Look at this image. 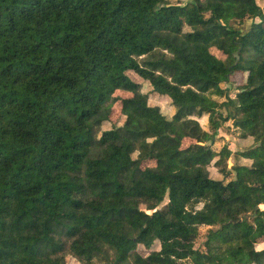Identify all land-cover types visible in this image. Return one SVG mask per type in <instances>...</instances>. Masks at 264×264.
Listing matches in <instances>:
<instances>
[{"label":"trees","instance_id":"1","mask_svg":"<svg viewBox=\"0 0 264 264\" xmlns=\"http://www.w3.org/2000/svg\"><path fill=\"white\" fill-rule=\"evenodd\" d=\"M127 72L170 99L169 119ZM118 101L123 123L102 130ZM230 120L250 165L212 149ZM262 239L264 8L0 0V264H264Z\"/></svg>","mask_w":264,"mask_h":264},{"label":"rangeland","instance_id":"2","mask_svg":"<svg viewBox=\"0 0 264 264\" xmlns=\"http://www.w3.org/2000/svg\"><path fill=\"white\" fill-rule=\"evenodd\" d=\"M189 0H169L170 4L172 5H184ZM256 3L261 7L264 8V0H255ZM250 25V22H247L243 28H248ZM128 77L133 80L135 83L141 85L142 92L147 93L148 95V104L149 106H156L160 109L161 113L169 119L173 113L174 109L172 107V104L170 102V99H168L165 96H161L158 94H155L152 92L151 86L147 81H144L143 79L139 78L137 75H135L132 72H127ZM246 74L243 76L239 73H233L229 76L227 82H223L220 84V87L222 89L227 90V94L230 98H234L238 87L242 84V82L245 80ZM119 98L124 99L127 97H130L131 93L125 92V91H117L115 93ZM223 99H219V101H222ZM192 117L200 123L201 127L204 130L209 129V123H208V116L203 115L201 117H198L196 115H192ZM124 118L121 115V103L120 101L116 102L112 107V113L110 116V119L107 122L103 123L102 130H110L113 126H120L123 123ZM190 143L189 140H184V144L188 145ZM251 142H248V140H244L240 138V131L236 129V127L233 126L232 121L225 122L220 129L217 130L215 133V141L212 144V149L216 152L220 151L221 148H225L226 152L228 154V160L227 165L228 168H231L234 165H250L251 160L243 158L239 155L240 152L245 151L249 148ZM135 157V155L133 156ZM146 165H153V163H147ZM209 173L210 177L215 180H224L222 175H220L217 170L211 165L209 167ZM233 176V175H232ZM228 181V180H227ZM167 202V199L164 200V202L161 204L163 206ZM207 227H200L199 233L200 236L195 242L196 248H201L202 243L204 241V234L206 233ZM257 244L255 245V249H257ZM159 245L158 243H155L152 245L150 249H145L142 246H139L137 248V252L141 254L142 256H146L150 251L158 250ZM66 264H79L75 259L71 258L70 256L66 257Z\"/></svg>","mask_w":264,"mask_h":264},{"label":"crops","instance_id":"3","mask_svg":"<svg viewBox=\"0 0 264 264\" xmlns=\"http://www.w3.org/2000/svg\"><path fill=\"white\" fill-rule=\"evenodd\" d=\"M257 249L258 251L264 249V239L260 240L258 243H257Z\"/></svg>","mask_w":264,"mask_h":264},{"label":"water","instance_id":"4","mask_svg":"<svg viewBox=\"0 0 264 264\" xmlns=\"http://www.w3.org/2000/svg\"><path fill=\"white\" fill-rule=\"evenodd\" d=\"M234 56L236 57V63H237V61H238V55H237V53H234Z\"/></svg>","mask_w":264,"mask_h":264}]
</instances>
